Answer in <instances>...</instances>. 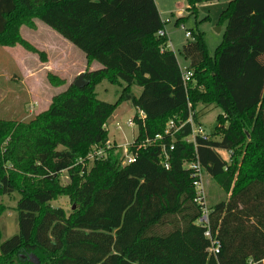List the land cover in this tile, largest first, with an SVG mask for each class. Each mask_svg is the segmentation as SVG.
<instances>
[{"label": "trees", "instance_id": "16d2710c", "mask_svg": "<svg viewBox=\"0 0 264 264\" xmlns=\"http://www.w3.org/2000/svg\"><path fill=\"white\" fill-rule=\"evenodd\" d=\"M187 1L191 13L214 0ZM222 17L213 57L201 34L183 46L185 83L155 0H0V46L38 52L20 29L39 19L102 65L35 117H0V194L21 193L0 264H264V0H231ZM103 80L122 86L117 102L98 99ZM121 102L137 110L129 163L107 130ZM200 106L221 108L218 126L188 141ZM194 160L224 194L207 204L208 225ZM62 196L76 208L51 205Z\"/></svg>", "mask_w": 264, "mask_h": 264}, {"label": "rangeland", "instance_id": "374dc122", "mask_svg": "<svg viewBox=\"0 0 264 264\" xmlns=\"http://www.w3.org/2000/svg\"><path fill=\"white\" fill-rule=\"evenodd\" d=\"M155 1L168 35V47L176 54L181 69H185L188 63L181 53L182 48L198 34L202 35L209 55H215L217 47L223 42L227 25V20L223 19L222 14L231 0L200 3L191 13L187 0ZM34 22L35 28L23 25L20 34L38 52L30 51L20 44L14 47L0 46V117L7 118L10 114L20 119L35 117L49 107L55 95L74 84L86 68V57L81 50L39 19ZM186 31H191L193 35L186 37ZM49 74L57 76L64 83L60 86L52 84ZM132 91L138 96L141 88L133 85ZM96 92L98 99L115 103L121 95L122 86L103 80L97 85ZM199 110V125L207 134H213L218 126L217 118L222 113L221 108L200 106ZM136 112L130 102H121L107 123L109 143L116 144L122 156L137 135L138 127L133 122ZM221 154L228 158L226 152L221 151ZM92 160L89 161L88 167L92 165ZM123 160L125 161L124 157ZM61 183H69L66 172L61 175ZM204 185L207 204L224 196L210 178L204 177ZM208 189L210 197L207 194ZM20 197L19 191L0 194V203L5 206L4 212L0 214L2 241L19 233L17 203ZM51 205L62 206L67 212L76 208V205H72L64 196L53 200Z\"/></svg>", "mask_w": 264, "mask_h": 264}, {"label": "built area", "instance_id": "2783aa9c", "mask_svg": "<svg viewBox=\"0 0 264 264\" xmlns=\"http://www.w3.org/2000/svg\"><path fill=\"white\" fill-rule=\"evenodd\" d=\"M158 34L160 36H164V35H167L165 30H160L158 32ZM186 37H191V32L190 31H186ZM185 69H181L182 70V74H183V80L184 82H188L190 80V77L192 76L193 72L191 70L188 69V67H184ZM188 122L191 123V126H192V136L188 139V141H195V136L196 135H200L202 136L203 138H206L207 137V133L203 130V128L200 126V125H196L192 118L190 117L188 119ZM131 124V122L129 123ZM169 128H172L174 126L173 122H170L169 123ZM169 128L166 130V132H169ZM171 149H173V146L171 147ZM232 154V152H228V157H230ZM102 155V152L101 150H99L97 153H96V156H101ZM126 163H129V162H132L134 160V156L133 155H128L127 152L125 153V155L123 156ZM186 168L188 169H191L193 171V176L197 178V180L195 181V186H196V200L197 202H199L200 204H202L203 206V214H202V217L200 218V222L201 223H204L205 225H208V209H207V203H206V192H205V185H204V174H203V171H202V166L201 164L194 160V161H191V162H187L186 164ZM166 166L168 167V165L166 164ZM205 235L207 237H211L210 235V231L208 230ZM213 252L216 253L218 251L216 245H215V242L213 243Z\"/></svg>", "mask_w": 264, "mask_h": 264}, {"label": "water", "instance_id": "95a60500", "mask_svg": "<svg viewBox=\"0 0 264 264\" xmlns=\"http://www.w3.org/2000/svg\"><path fill=\"white\" fill-rule=\"evenodd\" d=\"M84 73H85V72L80 73L79 76H78V78H77V80L74 82V85H75L76 87H78V88H82V87H84L85 85H87V81L84 79ZM0 187H1V185H0ZM74 208H75V207H74ZM74 208H73V209H74Z\"/></svg>", "mask_w": 264, "mask_h": 264}, {"label": "crops", "instance_id": "0c3cea01", "mask_svg": "<svg viewBox=\"0 0 264 264\" xmlns=\"http://www.w3.org/2000/svg\"><path fill=\"white\" fill-rule=\"evenodd\" d=\"M85 57H86V56H85ZM185 67H188V63H187V65H185ZM100 68H102V65H101L100 63L96 62V61L92 62V63L90 64V66L88 67V65H87V60H86V68H85L84 72H85L86 70L93 71V70H98V69H100Z\"/></svg>", "mask_w": 264, "mask_h": 264}]
</instances>
